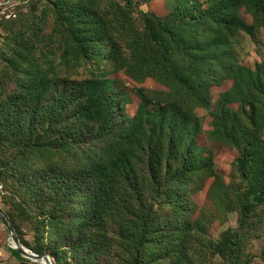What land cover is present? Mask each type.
I'll return each mask as SVG.
<instances>
[{
  "label": "trees",
  "instance_id": "trees-1",
  "mask_svg": "<svg viewBox=\"0 0 264 264\" xmlns=\"http://www.w3.org/2000/svg\"><path fill=\"white\" fill-rule=\"evenodd\" d=\"M96 1L84 0L66 17L68 0L55 1L57 31L70 46L57 68L67 65L68 52L78 61L89 59L92 50L101 58L106 42L115 73L140 85L153 79L168 92L139 87L137 113L123 121L125 103L113 99L116 80L98 72L89 81L61 79L53 61H43L55 53L44 45L52 35L42 36L35 25L27 34L8 37L15 44L1 71L18 89L0 102V184L18 191L20 213L4 211L19 235L20 218L37 221L45 245L32 249L49 254L53 264H153L148 258L159 257L166 200L215 177L212 158L197 146L202 133L197 110L211 107L213 87L234 82L212 114V136L245 146V174L249 156H257L259 142L245 123L259 116L263 67H242L234 43L241 33L255 39L264 27V0H165L166 17L138 12L141 30L133 26L134 0ZM36 2L18 20L3 24L29 21ZM60 18L65 20L59 23ZM245 86L254 97L235 99ZM233 103L241 104L238 112L228 108ZM244 135L246 142H236ZM171 225L174 232L191 231L189 222ZM238 240L234 235L220 241L214 254L224 264H243Z\"/></svg>",
  "mask_w": 264,
  "mask_h": 264
},
{
  "label": "rangeland",
  "instance_id": "rangeland-1",
  "mask_svg": "<svg viewBox=\"0 0 264 264\" xmlns=\"http://www.w3.org/2000/svg\"><path fill=\"white\" fill-rule=\"evenodd\" d=\"M55 1L38 0L32 5V19L27 22L21 24L0 22V51L3 53V56H0L1 103L7 94L18 89L16 80L10 82L9 77L1 71L2 67L10 61L8 52L14 48L15 44V42L7 40L8 37H12L18 32L27 34L34 25L42 36L52 35V38L46 40L44 45L55 53L44 58L43 61H53L55 70L57 64L63 62L61 55L66 52L67 48L70 49V46L60 36L62 32L57 31L58 26H56V17L53 13ZM90 1L97 4L96 0ZM110 1L117 2L118 0H98V3L108 4ZM134 1L136 7L132 12L133 26L139 30L143 28L139 11L154 13L158 17H166L169 13L165 0ZM83 3L84 0H68L67 6H63L64 17L68 15L70 8L77 11ZM56 4L58 7L62 6V2ZM87 5L94 6L90 3ZM95 8L100 11L104 9L102 6ZM244 17L248 22H252L250 14L244 13ZM64 20L65 18H60L59 23ZM95 40L99 42V38ZM106 44L108 43L103 44L101 58L96 57L95 51L92 50L89 59L78 61L75 55L68 52L69 59L66 58L65 61L67 65L60 69L57 68V73L61 79L75 81H89L93 73L96 72L103 78L109 77V79L116 80L113 99L122 100L125 103V111L120 112L123 121H125L127 117L132 118L137 113L140 99L136 91L139 87H145L151 92H168V90L153 79H147L140 85L123 72L115 73L113 64L106 59ZM122 45L124 47V44ZM234 48L242 67L256 69L257 65L261 64L264 73V27L258 30L255 39L245 33L239 34ZM6 52L7 54H4ZM233 86L234 82L227 80L223 87H213L211 107L206 110H197L202 125V133L197 139V146L203 150L200 152L203 157L212 158L215 177L202 180L199 186L191 185L187 189H181L175 199L166 200L165 207L160 211L167 217L164 219V233L161 236L159 249L157 248L159 257L149 256L148 258V261L153 264H224L214 254L215 247L220 241L234 235H238L239 243L236 245V250L240 251L243 264L246 262L264 264V100L260 99L256 105L259 116L253 122L248 120L245 123L246 129L251 132L254 141L259 142L254 148L257 156L255 157L254 154L249 156L251 167L249 164L248 174H245L241 163L245 146L227 142L223 135L212 136L214 133L212 114L220 97L230 92ZM249 94L250 97H254L250 89L245 86L234 98L244 100ZM243 107L247 108V113L250 107L245 104ZM228 108L238 112L241 104H229ZM247 138L248 135H244L240 139H236V142H246ZM8 153V155H13L12 151ZM237 193L240 198L236 196ZM18 198H20L18 191L13 193L9 187L0 184V207L3 210L9 211L11 214H19L20 208L16 206ZM241 204L245 211L243 218ZM177 206L178 208H176ZM178 220L190 223V233L184 230L174 232L171 224ZM18 222L22 228L19 237L22 243L23 241L28 243V245L23 243L26 247L33 250L32 247L45 245L43 239L39 237L37 221L34 218L25 216ZM0 244L8 246L10 251H18L13 248L14 243L10 238V233L2 221H0ZM47 246L48 244L45 249L48 248ZM48 253H51V250ZM154 253L156 250H151V254ZM21 256L31 264H42Z\"/></svg>",
  "mask_w": 264,
  "mask_h": 264
},
{
  "label": "water",
  "instance_id": "water-1",
  "mask_svg": "<svg viewBox=\"0 0 264 264\" xmlns=\"http://www.w3.org/2000/svg\"><path fill=\"white\" fill-rule=\"evenodd\" d=\"M0 219L6 226L8 233H10V238L14 243L13 248L17 249L23 256L33 259L35 261H39V262L44 261V264H53L49 254L47 253L38 254L33 250H31L30 248L26 247L22 243L13 223H11L8 215L1 207H0Z\"/></svg>",
  "mask_w": 264,
  "mask_h": 264
},
{
  "label": "built area",
  "instance_id": "built-area-1",
  "mask_svg": "<svg viewBox=\"0 0 264 264\" xmlns=\"http://www.w3.org/2000/svg\"><path fill=\"white\" fill-rule=\"evenodd\" d=\"M33 0H1L0 22L18 20L22 13H28V7Z\"/></svg>",
  "mask_w": 264,
  "mask_h": 264
},
{
  "label": "crops",
  "instance_id": "crops-1",
  "mask_svg": "<svg viewBox=\"0 0 264 264\" xmlns=\"http://www.w3.org/2000/svg\"><path fill=\"white\" fill-rule=\"evenodd\" d=\"M1 221V219H0ZM0 264H31L16 256L8 246L0 244Z\"/></svg>",
  "mask_w": 264,
  "mask_h": 264
},
{
  "label": "bare ground",
  "instance_id": "bare-ground-1",
  "mask_svg": "<svg viewBox=\"0 0 264 264\" xmlns=\"http://www.w3.org/2000/svg\"><path fill=\"white\" fill-rule=\"evenodd\" d=\"M28 258V257H27ZM42 264H44V261H41Z\"/></svg>",
  "mask_w": 264,
  "mask_h": 264
}]
</instances>
